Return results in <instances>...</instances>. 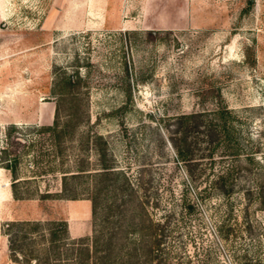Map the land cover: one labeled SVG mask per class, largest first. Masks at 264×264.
Masks as SVG:
<instances>
[{
  "label": "rangeland",
  "instance_id": "rangeland-1",
  "mask_svg": "<svg viewBox=\"0 0 264 264\" xmlns=\"http://www.w3.org/2000/svg\"><path fill=\"white\" fill-rule=\"evenodd\" d=\"M220 104L232 147L191 130L186 170L174 117L215 128ZM3 146L21 197L0 163V264H24L8 220L111 232L116 264H264V0H0ZM123 177L134 197L117 205Z\"/></svg>",
  "mask_w": 264,
  "mask_h": 264
},
{
  "label": "trees",
  "instance_id": "trees-1",
  "mask_svg": "<svg viewBox=\"0 0 264 264\" xmlns=\"http://www.w3.org/2000/svg\"><path fill=\"white\" fill-rule=\"evenodd\" d=\"M224 113H228V108L225 105L220 104L216 107L214 112V119L216 121L215 128H213L214 122H208L202 119V112L181 113L174 117V132H180L181 136L171 138V143L177 158L188 163L186 164V170H190L189 163L193 161L191 154L192 142L186 140L187 133L191 130L197 132L204 128L210 135L208 138L209 141H212L211 132L215 134V131H218L221 133L219 137L220 141L223 142L224 140L225 145L232 147V142L226 133ZM57 126V115H54L51 124L43 125L40 128L53 133ZM16 128L17 126L13 123L9 124L6 128V136L8 137L11 131ZM233 153L237 155V152ZM245 156L249 160L252 158L248 154ZM17 160V155L7 150L6 146L0 148V163L10 171L11 190L15 198L21 197L15 191V183L19 180L17 179L19 176L15 172ZM99 168V170L93 171L94 175H106L116 170L106 162H101ZM115 172L117 173L119 171ZM219 178L223 180L224 177L219 176ZM222 185L220 184L219 187H223ZM66 197L72 198L74 195H68ZM113 197L114 199L119 197V201L116 203L117 205L126 203V201L134 197V189L126 177H123L122 181L116 187V192H114ZM87 198L90 199L91 213L93 214L98 205L96 200L97 195L92 193ZM114 199H112V202H114ZM138 202L140 204V201ZM4 226L10 256L13 259H19L24 264H61V259H65V264L117 263V256L114 252L115 243L111 240V232L107 238H102L99 236L100 234L95 232L89 237L70 238L67 234L64 220H51L45 223L39 220H8L4 222ZM36 235L41 238L40 242L36 241ZM155 243H157V239ZM151 249L152 247L148 246L146 251H151Z\"/></svg>",
  "mask_w": 264,
  "mask_h": 264
},
{
  "label": "crops",
  "instance_id": "crops-1",
  "mask_svg": "<svg viewBox=\"0 0 264 264\" xmlns=\"http://www.w3.org/2000/svg\"><path fill=\"white\" fill-rule=\"evenodd\" d=\"M68 229H70V228H69V225H68Z\"/></svg>",
  "mask_w": 264,
  "mask_h": 264
}]
</instances>
